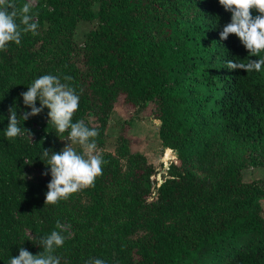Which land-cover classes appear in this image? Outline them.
Returning a JSON list of instances; mask_svg holds the SVG:
<instances>
[{
	"label": "trees",
	"instance_id": "obj_1",
	"mask_svg": "<svg viewBox=\"0 0 264 264\" xmlns=\"http://www.w3.org/2000/svg\"><path fill=\"white\" fill-rule=\"evenodd\" d=\"M31 15L39 34L0 51V264L20 247L42 251L57 220L70 226L61 264H264V182L240 174L248 162L264 167V71L227 69L259 58L234 34L220 39L231 13L218 0H36ZM79 21L94 22L81 43L72 38ZM44 74L75 89L73 121L97 128V146L115 94L149 108L178 164L156 184L153 165L118 135L114 153L100 151L94 187L44 204L51 175L39 156L62 141L47 112L21 120L22 129L34 121L31 139L4 135L9 108L18 118L30 111L19 94Z\"/></svg>",
	"mask_w": 264,
	"mask_h": 264
},
{
	"label": "clouds",
	"instance_id": "obj_2",
	"mask_svg": "<svg viewBox=\"0 0 264 264\" xmlns=\"http://www.w3.org/2000/svg\"><path fill=\"white\" fill-rule=\"evenodd\" d=\"M218 2L225 11L231 13L230 21L219 33L220 39L227 40L230 34H234L249 57H259L250 58L247 63L228 60L227 69L249 73L264 71V56L261 55L264 53V0H218ZM35 5L36 0H28L18 9L14 0H0V51H6L10 43L20 46L23 34L31 33L33 36L39 34V22L31 15ZM63 80L71 81L72 77L65 76ZM19 95L23 98V105L30 111H23L18 118L17 110L14 107L9 108L10 115L4 132L6 139L14 140L25 132L32 137L31 130L19 126L21 120L24 123L47 108V123L55 129L56 136L60 140L67 141L59 151L43 148L39 156L51 175L44 204H58L62 200H68L77 192L94 187L97 177L103 174L102 165L105 161L102 154L97 151L95 139L99 135L97 128L89 127L82 119L73 121L74 115L79 110L80 101L75 89L68 83L62 82L57 75L44 74L36 78L27 87V91ZM48 170L42 175H48ZM26 176L27 174L25 178ZM55 227L59 231L53 230L50 234L39 238L38 245L41 246L42 251L33 254L26 248L20 247L19 254L12 256L8 264H61V257L55 253L58 248L63 247L67 238L63 233L68 232L70 226L57 220ZM85 264H107V262L97 257L86 260Z\"/></svg>",
	"mask_w": 264,
	"mask_h": 264
},
{
	"label": "rangeland",
	"instance_id": "obj_3",
	"mask_svg": "<svg viewBox=\"0 0 264 264\" xmlns=\"http://www.w3.org/2000/svg\"><path fill=\"white\" fill-rule=\"evenodd\" d=\"M27 3L28 0H23ZM92 21L77 22L72 38L77 43H81L85 32L93 27ZM39 107V101H37ZM44 111L34 117L43 116L47 112ZM152 113L149 108L132 107L124 101L122 94L119 92L115 94L112 103V111L108 116L107 126L104 131V136L100 146H97V151H107L114 153L116 147V139L118 135H122L128 140V149L132 152L137 151L142 153L146 160L153 165V173L150 178L155 180L158 184L170 163L178 164L174 151L162 148L157 137L158 120L152 118ZM27 129H36L34 121H29ZM24 136L31 139V135L25 132ZM67 141H61V149ZM78 148V146H77ZM79 150V148H78ZM171 156V157H170ZM200 178L207 177L205 174L195 172ZM240 174L243 181L256 180L260 183L264 182V167L261 165H254L250 162L241 166ZM35 172L30 169L27 176L33 177ZM261 213L264 217V198L260 199Z\"/></svg>",
	"mask_w": 264,
	"mask_h": 264
}]
</instances>
